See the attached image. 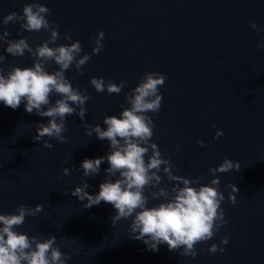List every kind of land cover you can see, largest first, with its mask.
Masks as SVG:
<instances>
[{
	"label": "water",
	"instance_id": "obj_1",
	"mask_svg": "<svg viewBox=\"0 0 264 264\" xmlns=\"http://www.w3.org/2000/svg\"><path fill=\"white\" fill-rule=\"evenodd\" d=\"M32 0H0V35L6 40L26 38L35 50L49 38L50 32L21 28L24 21L3 24V17ZM50 9L46 19L58 24L56 47L79 40L80 55L89 54L82 74L75 66L65 71L73 88L87 91L83 119L66 115L63 142L43 137L33 140L38 123H47L25 110L22 101L15 110L0 102V214H18L23 205L42 211L26 216L17 232L47 239L54 235L56 245L69 257L66 264H264V0H37ZM255 22L257 29L250 27ZM71 30V39L63 37ZM103 31V49L93 53L95 39ZM0 41V63L4 75L12 67H32L34 57L6 52ZM79 59V57H77ZM54 62L45 64L49 73L58 70ZM148 72L165 75L161 108L147 113L154 122L152 142L162 157L169 159L174 175L200 179L210 184L224 158L239 163V170L216 173L219 191L224 194L221 208L227 224L212 239L194 245L197 255L183 256L181 249L169 251L166 244L151 251L142 240L132 239L131 218L113 226L115 209L101 202L84 208L71 192L83 183L90 195L99 192L105 181V160L98 174L85 177L81 163L110 152L109 141L87 135V126L100 125L106 130L105 116L119 117L126 94ZM92 77H103L126 86L119 94L97 92ZM50 96V104L59 99ZM50 106V105H49ZM45 106V110H46ZM75 107V106H74ZM77 111H79L77 107ZM59 122V121H58ZM215 125V127L213 126ZM218 130L223 135L213 139ZM44 141L53 145L44 147ZM203 141V146L197 143ZM179 146V150H177ZM151 150L145 155V161ZM63 169L69 173L64 174ZM158 187L170 191L173 181L161 171ZM118 178L112 177L113 181ZM238 192L233 205L228 198L231 187ZM182 186V185H181ZM198 187V185H196ZM148 207L158 206L164 198L153 199ZM171 195V193H170ZM228 237V243L221 241ZM212 244L224 251L210 253Z\"/></svg>",
	"mask_w": 264,
	"mask_h": 264
},
{
	"label": "clouds",
	"instance_id": "obj_2",
	"mask_svg": "<svg viewBox=\"0 0 264 264\" xmlns=\"http://www.w3.org/2000/svg\"><path fill=\"white\" fill-rule=\"evenodd\" d=\"M50 14V9L37 0H32L23 6L21 15L12 12L3 17L4 25L24 21L21 24L22 29H44L50 32V36L33 50L26 38L6 40L10 35L7 30L0 35V41L7 45V53L23 56L27 51L34 57L32 67H12L6 75L0 70V102L15 110L24 101L26 112L33 113L35 110L36 115L49 118L46 124H37L33 140L40 141L47 136L63 142L66 115L77 114L83 119L86 113L84 105L90 98L86 90L81 92L79 88H73L65 77V71L74 65L76 71L82 74L81 66L90 60V56L87 53L80 55L82 47L79 40L70 45L49 47V44H55L59 38V25L51 24L46 19V15ZM250 27L259 30L255 22H251ZM63 38L70 40L71 30ZM103 39L104 33L101 31L95 39L92 50L94 54L103 49ZM258 47L264 48V43ZM4 60L5 57L0 55V63ZM48 62L58 65V70L51 73L46 71L45 64ZM165 80V75L161 73H145L131 93L126 94L125 103L129 106H122L119 117H104L106 130L100 125H86L87 135L91 136L94 132L97 139L109 141L110 152L96 159H84L81 163L83 174L85 177L98 174L101 164L106 160V177L99 185L97 194L90 195L85 191L90 187L85 182L75 187L71 195L81 201L86 199L84 208L99 205L102 201L111 204L115 209V215L110 218L113 226L121 219L131 218L129 229L133 234L132 239L142 240L149 250L158 251L159 245L166 244L169 251L182 248L181 255L195 258L197 252L194 245L212 239L215 232L227 224L221 208L225 197L219 191L220 180L216 173L239 170L240 165L224 158L216 168L209 169V174L214 177L210 184H200L202 177L189 179L173 174L170 160L162 157L157 144L152 142L154 122L147 115L149 112H159L162 102L159 87L163 86ZM90 83L97 92L107 90L109 94H119L126 86L125 81L117 84L111 80L105 81L103 77H92ZM52 94L61 97L54 104H50ZM222 135L223 131L218 130L213 139ZM197 143L203 146V141ZM43 146L53 147L48 141H44ZM149 150L151 155L145 161L144 157ZM161 166L168 180L175 182L170 191L158 187L162 178L157 173L161 171ZM63 172L68 174L69 170L63 169ZM117 174L118 178L113 181L112 177ZM149 187L158 189L149 193L151 198H164V202L148 207L149 196L144 193ZM225 187H231L228 198L235 205L234 193L239 191L238 188L234 184ZM40 211L42 205L39 204L35 208L21 205L16 209L18 214H0V264H66L69 257L56 245L54 235L47 239H38L14 230L24 223L26 216H35ZM221 243L227 244L228 237ZM217 250L224 251L223 248L218 249L216 244H212L207 251L215 253Z\"/></svg>",
	"mask_w": 264,
	"mask_h": 264
}]
</instances>
